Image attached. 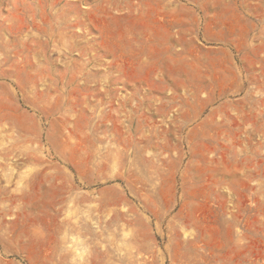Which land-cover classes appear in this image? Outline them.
<instances>
[{"label":"rangeland","instance_id":"rangeland-1","mask_svg":"<svg viewBox=\"0 0 264 264\" xmlns=\"http://www.w3.org/2000/svg\"><path fill=\"white\" fill-rule=\"evenodd\" d=\"M0 264H264V0H0Z\"/></svg>","mask_w":264,"mask_h":264}]
</instances>
